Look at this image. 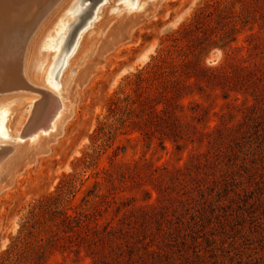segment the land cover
I'll return each mask as SVG.
<instances>
[{"label":"rangeland","instance_id":"rangeland-1","mask_svg":"<svg viewBox=\"0 0 264 264\" xmlns=\"http://www.w3.org/2000/svg\"><path fill=\"white\" fill-rule=\"evenodd\" d=\"M56 1L0 0V91L22 84L24 40L39 12ZM134 1L96 2L71 41L66 35L60 44L59 30L70 31L77 22L71 6L65 13L69 26L63 14L38 46L69 2L60 0L36 26L24 64L28 67L36 49L43 53L29 64L30 74H42L49 61L51 76L100 5L108 6L110 28L98 31V47L94 43L89 51L102 49L114 40L116 22L141 11ZM143 3H153V13L106 53L87 81L73 82L85 58L67 73L63 87L57 85L61 99H74L73 115L50 151L0 192L1 258L38 201L61 194L64 176L74 177L72 193L59 196L51 215L36 217L11 264H264V0ZM199 11L204 14L197 16ZM58 69L55 81L62 65ZM138 73L146 77L140 84ZM126 95L135 100L133 109L142 110L143 122L133 125L139 121L133 116L84 168L79 160L92 154L93 135L110 100ZM18 97L23 99L14 102ZM47 98L44 92L1 96L0 101L14 99L9 110L16 108L0 119L2 129L10 136L24 134L40 121ZM175 104L181 108L173 109ZM155 105L165 106L167 114L154 118ZM173 112L180 120L171 118ZM25 142L35 145L31 139L0 141V157L8 148L15 149L8 157L16 155ZM164 173L172 181L153 179ZM62 211L71 220L62 223ZM146 250L153 252L145 255Z\"/></svg>","mask_w":264,"mask_h":264},{"label":"bare ground","instance_id":"bare-ground-1","mask_svg":"<svg viewBox=\"0 0 264 264\" xmlns=\"http://www.w3.org/2000/svg\"><path fill=\"white\" fill-rule=\"evenodd\" d=\"M59 1L60 0H57L54 4L52 3L53 5H48L45 10L39 12L37 24L33 27V31H30V33H27V34H29V36L24 40L23 54L19 60L20 63H19V67H18L22 81H23L22 84L19 85V88L14 89V90L9 89L8 91H0V98L3 95H7L9 93H15L17 91L32 92V93H37V94H39L40 92H44V93H46V95L48 97L46 100V107L44 108V112H43V115H42L40 121L38 123H36V125L31 127L30 129L25 130L24 134H21V136H18V137L16 135L10 136L9 135L10 133L8 131L6 132L5 129H2V128H4L2 126L4 125L5 120L0 122V124H1L0 125V141L9 140V139H13V140L21 139V140L25 141L27 139H31L33 142H35V145L33 147H29L28 146L29 142H25L23 145H21L19 150L16 151L17 154L15 153L16 155H13L11 157H8V155L12 154V153L14 154L15 149L8 148L9 151L6 154V156L0 157V192L3 191L4 189H7L10 186H12L15 183L16 179L21 175V173L25 169H27L29 166L34 165L36 160L42 154H46L50 151L51 143L53 142V140H55L61 134L62 126L73 115V105H74L73 101H74V99L70 100V97H65V99H61L60 96L55 93L57 85L59 87H63V84L67 78V73L73 72L75 70V68L80 66L81 64H83L84 59L87 58L86 66L81 71L75 73V78L73 79V82L75 84H77L78 86H81L85 81H87L94 74L97 67L100 65V62L102 61V59L105 57L106 53L109 50L118 46L125 39L131 38L136 33L137 29L150 16V14L153 13V11H151V9H153V6H154L153 3L149 4L148 6H146L145 3L140 5V2H146L147 0H135L133 2L132 6L134 7V9H139L141 11L138 14H135L133 17H129L125 20L122 18L121 20L116 22L115 27L118 31L115 34H113L114 40L108 42L105 46L102 47V49H99V50L96 48V47H98L97 44H99L98 41L100 40V39H97L98 35L100 34V33H98V31L103 30V32H104L106 29H109L110 27L107 24L109 23L110 19L107 20L108 16H107V9L106 8H108V6L107 7L106 6L102 7V5L98 6L95 10V13H94L92 19H91V20H93L92 23L91 24L88 23L89 25L88 24L86 25L87 27L91 26L92 29L90 28L91 29L90 32L84 31V29L87 28L86 26L82 29L83 32L81 31L79 33L76 40H74V43H72L73 47H71V49H69V51L60 59L59 65L54 70L52 75L50 76V73L52 70L51 69L52 62H49V61H46L43 65V67L41 68L42 74H39V73H37V74L31 73L30 74L31 70L29 69V71H28V68L31 65L32 66L35 65V61L37 62V60H39V55L41 53H43L42 52L43 50L39 51V48L36 49L35 52L30 56V61H29V64L31 63L30 66L28 64V67H27V65L24 64L26 53L28 52L31 40L33 39L32 37L35 36L33 34H34V32H36V26H38L39 24H41L45 20L44 17L47 16L46 13L49 12L51 8L56 9V6L59 4ZM84 1H86V0H69V2L66 4V6L62 9V12H59L55 16L54 22L43 33V35L40 39V42L38 43L39 45L38 44L37 45L38 46L41 45L43 38L46 37L48 31L51 30V28L55 25V21L58 20V22H59V19L61 18V16L63 14H64V17H66L64 25L66 27L69 26V24L67 23L68 17L65 14L66 10L69 7L75 6V9L72 13L74 17H72V18H73V21H75V22L77 20H79L80 16L83 14L82 10H84L85 6L87 5L86 4L84 6V8H80L81 3ZM102 2H103L102 4H106L107 0H102ZM13 5H14V3H13ZM109 7H111V6H109ZM128 7H129V5H128ZM51 13L52 12H50V14ZM111 19H113V18H111ZM61 20H63V19H60V21ZM69 21L71 22V20H69ZM39 27H40V25H39ZM68 32H69L68 29L67 30H64V29L59 30L58 36L61 35L60 36L61 39L59 42L60 44L62 42H64L63 40L66 38L65 36L68 34ZM90 36H93L94 39L92 38V40L88 41ZM53 41H54V39L51 40V43ZM51 43L49 44V46H51ZM57 43L58 42H56V45H57ZM94 43L97 46L95 48H93L92 52H90L89 47ZM96 49H97V52H96ZM94 52H96V55H95L96 57H94ZM50 59H51V56L49 57V60ZM53 60L56 61V59H54V58H53ZM61 65H62V70H61L60 76L58 78V81H55L56 71ZM55 67L56 66H54V68ZM4 78H5V76L3 77V79ZM45 80L47 83H48V80H50V82H52V89H50L46 85H44V84H46ZM4 83H6V82H4ZM22 99L23 98L18 97L15 99L14 102L20 101ZM12 100H14V99H12ZM12 100L0 101V106L4 108V109H1V111H0V119L2 117H5L7 114H9V112L16 110V108H13V109L10 108V110H9V107L7 106L8 104H13L12 102H10ZM34 101H36L35 98L29 99V102H31V103H34ZM15 122H17V121H15ZM14 130H15V128H14ZM36 132H42L43 134H45V137H42L41 136L42 133H41V135H38L37 137H35L36 140H34L35 138L33 137V135H35ZM3 135L5 136V138L1 139V136H3ZM6 157H8L7 160H5Z\"/></svg>","mask_w":264,"mask_h":264},{"label":"trees","instance_id":"trees-1","mask_svg":"<svg viewBox=\"0 0 264 264\" xmlns=\"http://www.w3.org/2000/svg\"><path fill=\"white\" fill-rule=\"evenodd\" d=\"M204 11H199L197 16L203 15ZM156 66H154L155 68ZM159 69V67H158ZM146 77L144 73H138L136 75V83L140 84L141 82L145 81ZM135 105V100L132 99L130 95H126L123 98H112L108 105V113L105 117V120L101 123H99L98 127L95 130V134L93 135V149L92 154H86L82 157L79 161L83 165L84 168H88L91 162L97 157L99 151L105 146V144L112 138L113 133L117 130H120L121 128H124L129 123V120L134 116L135 118L139 119L138 122H132L133 125H139L141 122H143V115L141 114L142 110L133 109V106ZM158 105V104H157ZM155 105L154 108L150 111V114L153 115V117H160L161 115L167 114L166 107L163 106L162 108H158V106ZM175 110L177 108H181L179 104H175L172 106ZM171 118L175 121L180 120V116L176 114V112H173L171 115ZM73 175H65L63 183L59 187L61 194H58L56 197L49 195L48 197L39 200L38 203L33 207V209L29 212L26 220L21 226V230L19 233V236L16 237L15 241L13 242L11 249L7 250L5 252V255H3L0 258V264H11L12 261L16 258V250L19 249L20 244L23 240V236H27L31 233V230L34 229L35 226V219L37 216L42 215L44 213L46 214H52L51 210L55 208L58 198L62 194H71L72 190L74 188V181H73ZM154 180H168L172 181L171 177L167 175L166 173L162 175H157L153 177ZM50 212V213H49ZM55 212V211H54ZM61 222L65 223L69 220H71V215H69L67 212L62 211L61 214ZM153 251L146 250L144 252L145 255L151 254ZM40 256V255H39ZM140 258L142 256L139 255ZM16 260V259H15ZM144 262V260L142 261Z\"/></svg>","mask_w":264,"mask_h":264},{"label":"water","instance_id":"water-1","mask_svg":"<svg viewBox=\"0 0 264 264\" xmlns=\"http://www.w3.org/2000/svg\"><path fill=\"white\" fill-rule=\"evenodd\" d=\"M98 1H100V0H89V3L85 6L84 10H82L83 14L80 16L79 20H77V22H76L75 26L73 27V29L68 32L67 38H66V40L68 42L71 41V36H72V33L74 32V30L88 16L89 12L91 11V9L95 5V3L98 2Z\"/></svg>","mask_w":264,"mask_h":264}]
</instances>
